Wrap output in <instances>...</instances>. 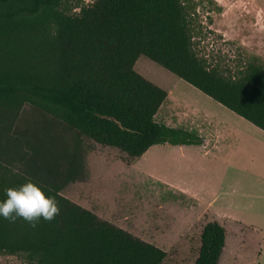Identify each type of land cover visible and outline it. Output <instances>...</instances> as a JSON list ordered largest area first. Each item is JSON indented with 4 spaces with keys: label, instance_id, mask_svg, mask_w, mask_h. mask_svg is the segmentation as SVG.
<instances>
[{
    "label": "trees",
    "instance_id": "obj_1",
    "mask_svg": "<svg viewBox=\"0 0 264 264\" xmlns=\"http://www.w3.org/2000/svg\"><path fill=\"white\" fill-rule=\"evenodd\" d=\"M192 1L0 0V196L31 179L60 209L35 227L0 218V252L24 256L22 264H163L164 249L61 191L86 140L120 150L128 165L157 144L202 143L157 121L168 91L136 71L141 55L264 131V62L253 57L236 74L211 66L195 48ZM26 105L41 119L21 124ZM59 125L72 136L58 135ZM200 242L195 264H219L227 230L208 221Z\"/></svg>",
    "mask_w": 264,
    "mask_h": 264
},
{
    "label": "rangeland",
    "instance_id": "obj_2",
    "mask_svg": "<svg viewBox=\"0 0 264 264\" xmlns=\"http://www.w3.org/2000/svg\"><path fill=\"white\" fill-rule=\"evenodd\" d=\"M192 2L195 48L211 66L236 74L253 57L264 62V0ZM70 4L76 13L75 2ZM135 69L170 92L157 121L206 137L211 153L204 155L202 143L188 149L163 143L132 166L120 150L86 140L75 179L61 193L100 219L164 249L163 264H195L202 228L216 220V214L164 182L209 185L206 198L217 199L226 216L220 222L227 243L219 264H264V131L144 55ZM188 110L196 115V126L185 120ZM41 117L26 105L21 124ZM55 132L72 136L63 125ZM26 261L0 252V264Z\"/></svg>",
    "mask_w": 264,
    "mask_h": 264
},
{
    "label": "clouds",
    "instance_id": "obj_3",
    "mask_svg": "<svg viewBox=\"0 0 264 264\" xmlns=\"http://www.w3.org/2000/svg\"><path fill=\"white\" fill-rule=\"evenodd\" d=\"M59 211L51 189L31 179L5 188L0 196V218L10 222L22 219L35 227L41 219L53 220Z\"/></svg>",
    "mask_w": 264,
    "mask_h": 264
},
{
    "label": "crops",
    "instance_id": "obj_4",
    "mask_svg": "<svg viewBox=\"0 0 264 264\" xmlns=\"http://www.w3.org/2000/svg\"><path fill=\"white\" fill-rule=\"evenodd\" d=\"M169 96H170V92H168V97L167 98H169ZM194 116H196V115H192L191 112L188 110L187 118H185V120L188 122V124L190 126H192V127L196 126V124H197V120H196V118ZM174 127H179V125L178 126L175 125ZM202 139L204 140L202 142V144H201L202 147L205 149L204 155L208 156L211 153L209 148H208L209 141H208V139L206 137H203ZM193 145L194 144H190V145L179 144V145H174V146H178L179 148H182V149H188V148L194 147ZM140 158L136 159L134 164H136V162ZM134 164H132V166ZM164 183L170 185V187H172L173 191L178 192V193H182L184 195H187L190 199L195 200L198 205L210 208V211H213L216 214V221L221 222L222 219H223V216H225V213H224L223 209H220L216 205L217 204V199L208 200L206 198L205 193L208 191L207 187H209V185L203 184V185L199 186V185L192 184V185L185 186V185L176 184V183H169V182H164ZM229 218L232 219V217H228V219ZM210 221H212V220H210ZM234 221H236V222H238V223H240L242 225V223L240 221H237V220H234Z\"/></svg>",
    "mask_w": 264,
    "mask_h": 264
},
{
    "label": "built area",
    "instance_id": "obj_5",
    "mask_svg": "<svg viewBox=\"0 0 264 264\" xmlns=\"http://www.w3.org/2000/svg\"><path fill=\"white\" fill-rule=\"evenodd\" d=\"M81 1L83 4L89 5V4H92L95 0H81ZM80 9H81V6H77L75 10H76V12H79Z\"/></svg>",
    "mask_w": 264,
    "mask_h": 264
}]
</instances>
